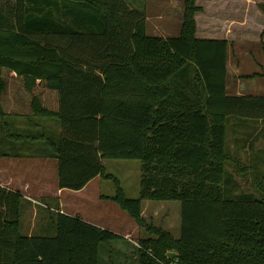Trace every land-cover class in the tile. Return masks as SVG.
<instances>
[{"label":"trees","instance_id":"obj_1","mask_svg":"<svg viewBox=\"0 0 264 264\" xmlns=\"http://www.w3.org/2000/svg\"><path fill=\"white\" fill-rule=\"evenodd\" d=\"M194 2L184 0L180 32L166 37L148 35L126 0L0 4V115L58 121L49 147L60 188L102 174V158L141 159L139 197L118 185L114 196L149 235L136 264H264L261 175L260 198L222 193L225 161L242 169L225 149L226 118L264 119V95L226 93L227 41L195 36ZM141 199L179 200V237L146 223ZM20 202L0 185V264H98L100 244L119 236L60 211L53 235L22 234Z\"/></svg>","mask_w":264,"mask_h":264},{"label":"rangeland","instance_id":"obj_2","mask_svg":"<svg viewBox=\"0 0 264 264\" xmlns=\"http://www.w3.org/2000/svg\"><path fill=\"white\" fill-rule=\"evenodd\" d=\"M8 2L10 0H0V4L2 5ZM126 2L130 7L144 12L146 17V33L148 35L174 36L178 33L180 27L179 15H181L184 0H126ZM198 2H203V0H195L194 3ZM197 12H202V7H199L195 13ZM159 14H166L169 18H163L162 20L158 17ZM232 48L234 51L239 49V51H244V53L237 58V63L235 62L236 57L233 56L231 58L232 68L228 71L232 73L238 69L239 71L250 73L254 71L260 72L259 77L243 78L241 88L248 94L264 95V87H260V90H257L256 84L251 85L252 82L256 81L255 83L258 82V85L264 86V41L237 42L232 44ZM2 75L5 76L9 87H15V81L8 76L9 74L2 71ZM233 77L235 76L233 75ZM258 79L262 81L259 82ZM231 81L233 80L231 79ZM2 116L0 117V142L11 147L14 141H16V137H14L16 135V114L10 113L3 114ZM50 119H53L54 122L57 121L55 118ZM254 121H256V118L236 115H228L226 118L225 149L231 153V156L238 159L242 166V169L238 170L233 161H225L222 193L226 198L255 199L262 196L261 191L254 186V179L256 172H258L264 183V150H260L262 152H258L257 154L253 150L258 151L257 149L264 147V124L259 122L254 123ZM46 131L47 129H45L44 125L29 127V132L35 136H45ZM248 131L250 134L247 136ZM239 132L240 134H238ZM18 133L22 135L21 132ZM240 136L242 138L247 137L243 148H240L239 145L233 146V143L240 142ZM239 137L240 139H238ZM31 141L34 143L32 148L34 150L30 155V163L32 165L29 172L31 176L30 181H38V184H42L44 192L38 194L31 187L29 189H21L23 190L22 192L34 198H24L23 196L21 198L19 220L22 233H26L31 226L35 227L34 230H36L38 226L47 225L50 229L45 234H53L55 232V224L51 221L52 213H54L52 210H55L54 207L58 206L60 199L63 202V205L60 207L70 213L69 215H77L90 223H98L120 232L129 230L130 238L133 239L147 233L143 226L141 227L134 223L129 213L120 207L114 199L117 185L125 197H139L142 165L140 158H102V174L96 175L86 187L80 189L67 188L57 197L53 194L57 182V161L55 155L50 147L45 144V140L42 137L32 138ZM250 142L253 144L252 147H248V144L250 146ZM2 152L0 153V159H4V162L9 160L8 158L13 157L12 155H7L3 149ZM41 176L46 178L41 179ZM41 180L43 181L41 182ZM34 184L36 183H32V185ZM140 205L144 208L147 223L152 222L154 225H160L168 229L175 237L180 235L179 200L141 199ZM35 233L40 232L37 231ZM110 242L111 240L109 239L106 244H100L98 264H111L108 261V243ZM112 264H134V261L131 256H126L122 261L114 260Z\"/></svg>","mask_w":264,"mask_h":264},{"label":"crops","instance_id":"obj_3","mask_svg":"<svg viewBox=\"0 0 264 264\" xmlns=\"http://www.w3.org/2000/svg\"><path fill=\"white\" fill-rule=\"evenodd\" d=\"M259 1H264V0H203V2L196 3L197 6L202 7V12H197L194 15L195 23H196L195 36L201 37V38L225 39L227 41L226 78H225V90L227 94H248L247 92H244V90H242L241 88L243 85L242 79L243 78L246 79L245 77L255 78V77L260 76V72L258 71L256 72L254 71L251 73L245 72V71H239L238 69L236 72H232V73L228 71L230 68H232L231 58L233 56L236 57L235 62L237 63V58L241 56V54L244 53V51L241 52L239 51V49H236V51H234L232 48L233 43L261 41V40L264 41V14L261 12V10L256 5V3ZM158 17L161 18L162 20L163 18L164 19L169 18L168 15L166 14H159ZM182 17H183V6H182L181 15H179L180 27L182 23ZM180 27H179L178 33L174 36H177L179 34ZM145 30H146V25H145ZM166 36H169V35H163L162 37H166ZM233 75L235 77H233ZM250 76H253V77H250ZM231 79L233 81H231ZM258 81L261 82L262 80L258 79ZM255 82L256 81L252 82L251 85L256 84L255 86L258 87L257 90H260V87L262 88L264 87L263 85H258V82L257 83ZM246 85H248V83H246ZM0 117H3V116L0 115ZM50 118H53V117H46V116L28 117L24 115H16V135H14V137H16V141H14L13 146L11 147L5 143L2 144L0 142V153H3L2 152V149H3V151H5L7 155L9 156L12 155L14 157V158L13 157L8 158L9 160H6L5 162H4V159H0V185L6 188H9V189L18 191L21 194V198L23 196L24 198L26 197V198L34 199L30 195L22 192L24 189H29L30 187L34 188L35 189L34 191H36V193L38 194H41L44 192L42 184H38V181H34V182L30 181L31 176L29 172L32 167L30 163L31 162L30 155L33 153V150H34L32 149L34 146V143L31 140L32 138L42 137L45 140V144L48 146L50 145V140L57 141L59 131H60V125L58 121L54 122V120ZM0 122H1V119H0ZM255 122L264 124V119L259 118V119H256L254 123ZM39 125L40 126L44 125L45 129H47V131L44 134L45 136L41 135L37 137L29 132V127L31 126L36 127ZM225 131H226V128H225ZM18 132H21L22 135H20ZM238 134H240V132ZM249 134L250 133L248 131L247 136ZM240 137L238 139H240ZM225 140H226V136H225ZM246 140H247V137H244V138L241 137V139L239 140L240 142L239 143L236 142V144L233 143V146L239 145L240 148L241 147L243 148V145L246 142ZM252 146L253 144L250 142V146L248 144V147H252ZM257 150L258 151L253 150V152L256 154L258 152H262L260 150H264V147L257 149ZM226 151L229 154H231L228 150ZM43 178L45 179L46 177L41 176V179ZM93 178H91L82 188L86 187L87 184ZM42 181L43 180H41V182ZM32 183H36V184L32 185ZM55 186L56 188L53 190V194L56 195L57 197L61 195L65 189H67V188L58 187L57 182ZM61 205H63V202L60 199V202H58V206L54 207L55 210H52V209L51 210L54 212L60 211V212L67 214L68 212H66L63 208H61L60 207ZM53 215L54 214L52 213L51 218L53 217ZM140 215L146 222V219H145L146 215L144 213V208L142 207H141ZM51 221L54 223L53 219H51ZM134 223L136 225H139L135 221ZM148 223H152V222H148ZM95 224L99 225L100 227H105L98 223H95ZM140 226L142 227V225ZM155 226L163 228L160 225H155ZM105 228H108V227H105ZM143 228L145 229L144 226ZM34 229L35 227L31 226L26 233H22L21 230L20 232L26 235H53L55 233L54 232L53 234H45L47 233L46 231L50 229L47 225L38 226L36 230ZM54 229L56 231V226L54 227ZM108 229H110L112 232L119 235L116 238L110 239L111 242L108 243V253H109L108 261L112 264L114 260L122 261L124 257L131 256L134 261V264H136L137 263L138 242L140 239H144L149 236L146 229L145 231L147 233H145L144 235H140V237L135 238V239L130 238L129 230H125V232H120V231H117L111 228H108ZM165 230L169 231L168 229H165ZM37 231L40 233H35ZM107 242H103V243L106 244ZM169 251H173V250H169Z\"/></svg>","mask_w":264,"mask_h":264},{"label":"water","instance_id":"obj_4","mask_svg":"<svg viewBox=\"0 0 264 264\" xmlns=\"http://www.w3.org/2000/svg\"><path fill=\"white\" fill-rule=\"evenodd\" d=\"M166 255H167L169 258H172L173 255H174V251H167Z\"/></svg>","mask_w":264,"mask_h":264},{"label":"built area","instance_id":"obj_5","mask_svg":"<svg viewBox=\"0 0 264 264\" xmlns=\"http://www.w3.org/2000/svg\"><path fill=\"white\" fill-rule=\"evenodd\" d=\"M160 264H164V263L160 262Z\"/></svg>","mask_w":264,"mask_h":264}]
</instances>
